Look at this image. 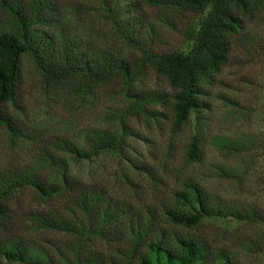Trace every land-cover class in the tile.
<instances>
[{"label": "rangeland", "instance_id": "374dc122", "mask_svg": "<svg viewBox=\"0 0 264 264\" xmlns=\"http://www.w3.org/2000/svg\"><path fill=\"white\" fill-rule=\"evenodd\" d=\"M140 1L143 27L129 44L113 27L84 13V0H53L52 29L76 40L95 60L113 57L123 61L135 80L129 87L117 72L103 83L89 84L79 76L62 86H52L32 61L23 57L15 104L9 103L7 112L26 139L12 144L7 131L0 127V173L30 170L41 150L57 153L55 144L75 142L89 129L120 130L119 115L138 93L155 100L146 103V113L127 117L130 132L124 137V152L71 162L70 173L75 178L103 188L113 199L143 214L148 207H172L175 194L184 191L188 182L197 183L222 202L264 210V153L251 150L233 155L214 143L218 137L264 140V1L253 18L241 16L242 28L230 37L226 64L199 84L197 99L203 109L191 113L179 128L173 113L176 90L147 63L144 67L139 64L145 48L155 53L191 49L183 33L187 19L169 6ZM194 136L200 140L199 159L191 161L187 153ZM219 166L239 170L242 183L220 178ZM7 206L15 224L5 234L0 233V244L15 235H25L38 250L45 249L58 264H66L61 258L62 254L71 255L68 236L33 231L29 226V212H62L61 201L44 204L33 190L19 188ZM168 230L199 238L210 251L207 264H223L216 259L220 251H229L244 264H264V254L245 248L248 240H253L264 249V226L260 224L210 217L194 229L168 226ZM101 249L106 254L115 253V248ZM152 262L178 264L161 255L154 256Z\"/></svg>", "mask_w": 264, "mask_h": 264}, {"label": "trees", "instance_id": "16d2710c", "mask_svg": "<svg viewBox=\"0 0 264 264\" xmlns=\"http://www.w3.org/2000/svg\"><path fill=\"white\" fill-rule=\"evenodd\" d=\"M150 1L175 9L186 16L188 23L183 33L191 49L155 53L145 48L139 64L144 67L147 63L176 90L173 113L175 127L179 128L191 113L203 109L197 99L199 84L226 64L230 37L242 28L241 16L253 18L264 0ZM84 3V13L113 27L129 44L143 27L140 0ZM55 10L53 0H0V127L7 131L12 144L26 139L7 112V105L15 104L23 57H28L52 86H62L79 76L89 84L103 83L117 72L129 87L135 80L123 61L113 57L95 60L76 40L52 29ZM133 97L130 107L119 115L120 130L89 129L75 142L55 144L57 153L41 150L30 170L0 173V233L5 234L15 224L7 202L19 188L33 190L44 204L61 201L62 212H29V226L33 231H55L68 236L71 255L62 254L61 258L66 264H153V257L160 255L171 263L207 264L210 251L199 238L170 232L168 226L194 229L210 217L264 226V210L222 202L194 182H188L184 191L175 194L172 207H148L143 214L113 199L103 188L75 178L70 173L71 162L91 160L106 152H124V137L130 132L127 117L146 113V103L155 100L138 93ZM214 143L219 150L233 155L251 150L264 153V140L253 136L234 141L218 137ZM199 145V138L194 136L187 153L191 161L199 159ZM218 170L222 179L243 181L239 170L225 166ZM28 238L15 235L2 242L0 264H58L48 251L38 250ZM102 246L115 248V253L106 254ZM245 248L264 254L262 245L253 240H248ZM216 259L223 264H244L229 251H220Z\"/></svg>", "mask_w": 264, "mask_h": 264}]
</instances>
